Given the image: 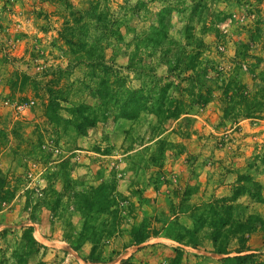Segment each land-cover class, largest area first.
Instances as JSON below:
<instances>
[{"label":"rangeland","instance_id":"obj_1","mask_svg":"<svg viewBox=\"0 0 264 264\" xmlns=\"http://www.w3.org/2000/svg\"><path fill=\"white\" fill-rule=\"evenodd\" d=\"M95 6L102 20L87 34L85 13ZM105 20L118 23L123 35L106 51L122 85L138 90L145 84L149 91L171 84V100L193 99L186 95L190 83L170 74L168 59H189L202 41L204 58L212 60L206 79L211 102L177 120L158 117L154 104L136 120L111 117L77 131L74 109L99 101L88 88L91 69L78 60L83 53H70L65 40L98 41ZM160 24L174 43L171 52L144 51L138 37ZM68 28L78 31L68 34ZM134 54L137 71L129 68ZM235 80L251 91L264 81V0H0V172L18 188L14 201L0 209L1 263L222 264L208 221L212 208L227 215L231 206L235 221L257 217L246 245L256 256L253 264L264 262V118L224 119L221 89ZM50 88L66 95L58 125L45 113ZM253 183L261 185L252 194L262 201L235 196ZM99 185L116 189V205L101 218L109 226L116 215L120 231L96 249L79 239L84 221L74 196ZM27 191L33 192L29 204ZM203 221L198 246L180 243L184 228ZM141 224L149 238L137 246L132 232ZM26 227L46 247L30 257L21 243ZM236 247L237 241L229 245Z\"/></svg>","mask_w":264,"mask_h":264},{"label":"trees","instance_id":"obj_2","mask_svg":"<svg viewBox=\"0 0 264 264\" xmlns=\"http://www.w3.org/2000/svg\"><path fill=\"white\" fill-rule=\"evenodd\" d=\"M93 6V5H92ZM98 6L92 7L90 11L85 13L87 20L90 22L85 23L83 32L89 34L90 29L95 27L94 21H101V13L98 15ZM116 23V22H115ZM116 24L111 21H103L101 30L103 31L102 39L95 41L83 37L76 38L75 41L71 39L65 40L66 44L70 47V53L80 54L83 53L78 60H82V64L91 69V78L88 88L91 89L92 94L98 99L99 104L92 107L83 104L74 109L76 116L77 131L83 134L87 129L96 127L98 124L106 122L109 118L114 117L115 120H136L139 116L154 110V104L158 105L159 112H155L158 117L167 120H177L183 116H187L190 109L195 106L206 105L211 102L212 91L206 79L211 70L212 60L204 58L205 47L202 41L200 42L199 52L194 55H187L189 59L178 58L175 55L172 59H168L166 66L169 68L170 74L175 77L182 76L184 82L190 83V88L186 89L187 97H192V101L186 100H171L169 99V92L171 84L162 85L157 83L151 86L149 91L145 88V84L141 89L134 90L126 88L122 85V79L119 74L114 71L113 66L108 65L106 61V51L108 48H116L121 41L123 35L120 28H116ZM68 34H75V28H68ZM85 30V31H84ZM110 34V35H108ZM109 37V38H108ZM142 40L138 37V46L143 47L145 50L159 51L166 48L164 52L168 54L171 52L169 46L174 44L169 39L168 33L163 24L159 26H151L147 31L141 35ZM115 42V43H114ZM198 42V43H199ZM138 47V49H140ZM182 49L183 47H180ZM179 48V49H180ZM188 52L186 51V54ZM186 56V55H185ZM136 54L130 57L129 68L137 71L138 68L134 62ZM85 62V63H83ZM144 69V68H143ZM154 70H151L153 72ZM237 79V78H234ZM256 83L255 88L251 91L248 90L240 81L224 84L222 93L225 98L224 119L230 121L240 120H262L264 118V81ZM49 95V102L46 106V117L51 124L58 125L64 121L59 114L60 102L66 100V95L60 94L58 91L50 88L46 90ZM198 92V95L196 94ZM154 102V103H153ZM174 104V107H173ZM154 113V112H153ZM69 123V122H68ZM43 147L42 144H40ZM259 183H253L250 189H246L243 185L242 191L235 194V196L248 194L257 200H261V195L252 194L253 188H258ZM18 188L14 187L10 180L0 172V209L4 205L11 204L16 198ZM116 189L111 185H99L97 187H88L83 192L75 194V206L77 211L81 214L84 221L82 232L79 239L85 242H90L97 249L98 245L104 240L112 238L119 233L118 223H116V215L112 218L114 222L111 225L102 222L105 221L101 215H108L109 210L116 205L114 193ZM31 194L33 192L27 191L28 204L31 203ZM235 196L231 202L235 201ZM41 200V199H40ZM233 207L227 208V215H224L222 210L211 209L212 216L209 219V227L213 228L212 241L215 246V253L225 256L221 260L222 264H253L255 254L250 253L251 249L246 245L247 237L257 230L255 222L258 220L256 216H250L246 221H235L233 219ZM210 211V212H211ZM118 213V212H117ZM116 213V214H117ZM115 214V212H114ZM203 218H199L202 220ZM33 222H38V218L31 217ZM207 221L201 224L196 222L194 229H183L185 235L179 240L180 243L196 247L199 245L198 233ZM228 229H225L228 227ZM145 225L141 224L140 227L132 232L133 243L137 246L142 245L149 237H144ZM6 231L4 232V234ZM3 234V235H4ZM187 237V240H183ZM21 243L23 256L30 257L42 249H46L44 245L39 243L34 237V228L26 227L23 229V236ZM237 241L238 247L236 249H229L231 242ZM94 248V249H95ZM78 251L79 248L75 247ZM1 253V251H0ZM235 253L236 256L230 255ZM87 262L99 263L98 259H85ZM3 261V259L1 260ZM0 261V264H2ZM259 264H264L261 262Z\"/></svg>","mask_w":264,"mask_h":264}]
</instances>
